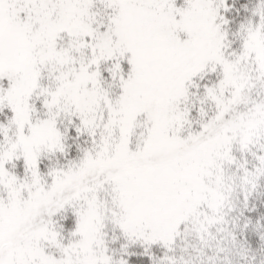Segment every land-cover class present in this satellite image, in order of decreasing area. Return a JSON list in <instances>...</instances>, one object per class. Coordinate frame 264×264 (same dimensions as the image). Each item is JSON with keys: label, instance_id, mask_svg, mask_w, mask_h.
Returning a JSON list of instances; mask_svg holds the SVG:
<instances>
[{"label": "snow or ice", "instance_id": "1", "mask_svg": "<svg viewBox=\"0 0 264 264\" xmlns=\"http://www.w3.org/2000/svg\"><path fill=\"white\" fill-rule=\"evenodd\" d=\"M0 264H264V0H0Z\"/></svg>", "mask_w": 264, "mask_h": 264}]
</instances>
